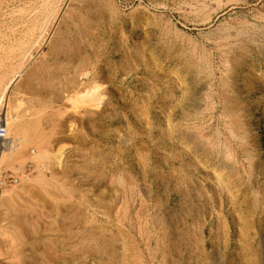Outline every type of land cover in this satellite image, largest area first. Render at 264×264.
Returning a JSON list of instances; mask_svg holds the SVG:
<instances>
[{
	"label": "rangeland",
	"instance_id": "374dc122",
	"mask_svg": "<svg viewBox=\"0 0 264 264\" xmlns=\"http://www.w3.org/2000/svg\"><path fill=\"white\" fill-rule=\"evenodd\" d=\"M0 104V264H264V0H0Z\"/></svg>",
	"mask_w": 264,
	"mask_h": 264
},
{
	"label": "bare ground",
	"instance_id": "6f19581e",
	"mask_svg": "<svg viewBox=\"0 0 264 264\" xmlns=\"http://www.w3.org/2000/svg\"><path fill=\"white\" fill-rule=\"evenodd\" d=\"M151 15V14H150ZM154 16V15H153ZM156 16V15H155ZM150 18H152V17H150ZM155 17H153L152 19H154ZM84 35V34H83ZM225 40V39H224ZM223 40V41H224ZM226 40H228V37L226 38ZM222 41V42H223ZM82 76V75H81ZM98 77V76H97ZM96 78V77H95ZM85 82V81H84ZM109 82V81H108ZM84 86V85H83ZM72 88V87H71ZM96 88V87H95ZM98 88H100V87H98ZM98 88H96V89H98ZM76 89V88H75ZM74 89V90H75ZM79 89V88H78ZM82 90H83V88H81ZM73 90V91H74ZM80 90V89H79ZM95 90V89H94ZM99 90V89H98ZM72 91V90H71ZM77 91V90H76ZM82 92V91H81ZM89 92H90V90H89ZM91 92H92V90H91ZM7 93V89H6V91L3 93V96H2V98H4L5 97V94ZM84 93L85 92H83V95H84ZM92 93H96V92H92ZM80 94V93H79ZM85 94H87V93H85ZM77 96V95H76ZM82 96V95H81ZM95 96H96V94H95ZM97 96H98V91H97ZM77 97H80V96H77ZM91 97H93V96H91ZM82 98H84V97H82ZM97 98H99V97H97ZM97 98H95V100L97 99ZM80 99V98H79ZM87 99H89V97H87ZM86 99V100H87ZM92 100V99H91ZM90 100V101H91ZM94 100V99H93ZM92 100V102H90V103H93L94 101ZM72 102V101H71ZM89 102V101H88ZM81 103H83V102H81ZM3 104V103H2ZM2 104H0V166H1V158L3 157V155H4V149H3V147H4V145H3V141H4V134H5V130L7 129V127L9 126V124H10V122H11V120H12V118L11 117H9L8 118V115H6V114H4V117H2V115H1V108H2ZM74 103H72V105H73ZM80 104V103H79ZM84 104H85V102H84ZM86 105V104H85ZM96 105V104H95ZM98 105H100L99 103H98ZM71 106V105H70ZM97 106V105H96ZM72 107V106H71ZM15 119H17V118H15ZM11 143H14L15 144V142H13V141H11ZM13 144V145H14ZM10 146V145H9ZM15 146V145H14ZM10 149H11V151H15L14 149L15 148H13V146H12V148L10 147ZM17 149V148H16ZM13 154V153H12ZM0 179H1V176H0Z\"/></svg>",
	"mask_w": 264,
	"mask_h": 264
}]
</instances>
